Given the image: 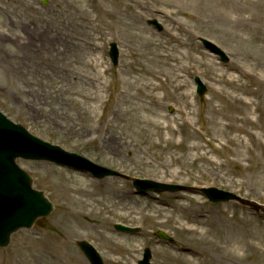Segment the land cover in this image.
Returning <instances> with one entry per match:
<instances>
[{"label":"rangeland","instance_id":"rangeland-1","mask_svg":"<svg viewBox=\"0 0 264 264\" xmlns=\"http://www.w3.org/2000/svg\"><path fill=\"white\" fill-rule=\"evenodd\" d=\"M46 4L0 0V111L125 178L97 181L19 159L54 210L13 234L0 264H89L82 240L105 264H138L145 248L152 264H264V212L214 205L199 192L216 187L264 208V0ZM66 30L90 46L65 55ZM199 37L231 61L224 65ZM196 76L208 88L202 98ZM128 178L191 189L139 196ZM118 223L141 229L120 233Z\"/></svg>","mask_w":264,"mask_h":264},{"label":"water","instance_id":"water-1","mask_svg":"<svg viewBox=\"0 0 264 264\" xmlns=\"http://www.w3.org/2000/svg\"><path fill=\"white\" fill-rule=\"evenodd\" d=\"M46 2V1H45ZM161 29V26H159ZM207 48L220 55L223 61L227 57L213 43L202 40ZM110 51L111 58L115 64L118 62V49L116 44H112ZM199 84V94L203 95L206 91L205 86L197 79ZM22 157L31 160H46L73 169L90 172L96 178L108 176H119L117 172L95 165L88 159L69 153L59 146L51 145L33 135L22 126L16 125L0 113V247L9 244L10 236L21 228H30L37 218L48 216L53 205L43 192L32 188L31 177L23 171L16 163V158ZM135 187L139 193L153 191L161 193L166 191H179L181 188L157 183L149 180H135ZM205 195L213 202L241 200L237 197L218 191L216 189L203 190ZM119 230L132 231L122 226H116ZM161 237L167 238L164 234ZM168 240H170L168 238ZM84 254L91 264H103L99 253L87 242H80ZM150 256L140 264H149Z\"/></svg>","mask_w":264,"mask_h":264},{"label":"bare ground","instance_id":"bare-ground-1","mask_svg":"<svg viewBox=\"0 0 264 264\" xmlns=\"http://www.w3.org/2000/svg\"><path fill=\"white\" fill-rule=\"evenodd\" d=\"M164 5H166L167 7H172V4L169 2V1H164L163 3ZM179 30V28H178ZM45 32H43V36L48 40V43H51L53 40L55 39H51L50 36L48 34H52L51 32H46V30H44ZM47 33V34H46ZM65 40H66V47H65V55H68L67 53H69L68 56H70L73 51H79V49L84 46V47H88L90 45H88V43L82 39L81 36L77 35V33H72L70 32L69 30H66V33H65ZM50 45V44H49ZM51 47H54L55 48V45H50V49ZM74 49V50H73ZM73 50V51H72ZM56 51V50H55ZM48 60L50 62H54V59H49ZM194 220H191L190 223H193ZM189 252V251H188ZM203 260H201L200 262H202Z\"/></svg>","mask_w":264,"mask_h":264}]
</instances>
